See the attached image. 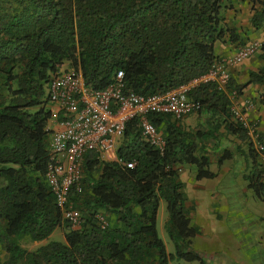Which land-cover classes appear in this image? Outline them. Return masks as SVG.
Masks as SVG:
<instances>
[{
    "label": "trees",
    "instance_id": "trees-1",
    "mask_svg": "<svg viewBox=\"0 0 264 264\" xmlns=\"http://www.w3.org/2000/svg\"><path fill=\"white\" fill-rule=\"evenodd\" d=\"M242 1L0 0V245L7 253L0 264H169L174 258L206 264L192 247L199 228L186 208L180 169L195 165L196 179L213 178L202 141L217 138L222 127L246 141L249 170L243 178L264 200V162L233 119L229 98L251 83L264 87V66L251 70L244 83L229 80L225 89L209 83L190 90L198 112L207 115V129H186L171 115L150 113L162 131L161 149L144 138L133 117L117 140V160L103 161L88 150L69 194L80 213L77 228L63 218L46 179L48 86L65 62L93 89L105 88L117 71L123 72L125 89L142 95L187 83L219 59L217 41H239L225 21L226 12ZM249 4L248 27L259 29L264 0ZM232 156L222 149L217 166ZM161 199L173 253L157 232ZM103 212L109 215L105 226L98 218ZM58 227L64 229L63 241L49 240L33 250L15 239L46 240Z\"/></svg>",
    "mask_w": 264,
    "mask_h": 264
},
{
    "label": "built area",
    "instance_id": "built-area-1",
    "mask_svg": "<svg viewBox=\"0 0 264 264\" xmlns=\"http://www.w3.org/2000/svg\"><path fill=\"white\" fill-rule=\"evenodd\" d=\"M263 46L264 37L260 41H247L233 54L214 61L199 77L147 95L125 89L122 71H117L112 82L103 89L87 87L81 74L73 69L54 74L49 82L48 97L59 106L61 117L58 128L51 132L46 179L63 218L73 228L79 227L80 215L69 200V194L81 177V163L88 150L96 151L98 156L115 150L126 123L133 117L139 118L144 138L161 149L162 134L148 114H168L181 120L197 112L199 104L189 97L190 90L209 83L225 89L230 80L229 68L255 55ZM231 111L233 119L243 125L248 135H258L256 124L248 120L240 106L231 107ZM98 218L101 226H105L104 217Z\"/></svg>",
    "mask_w": 264,
    "mask_h": 264
},
{
    "label": "crops",
    "instance_id": "crops-1",
    "mask_svg": "<svg viewBox=\"0 0 264 264\" xmlns=\"http://www.w3.org/2000/svg\"><path fill=\"white\" fill-rule=\"evenodd\" d=\"M245 5L246 6L250 5L249 0L245 2ZM240 9L241 8H239V10ZM238 13L239 11H237V13L229 15L226 18L225 22L230 27H237V29L239 30V41L231 42L227 37L225 38V41H217L214 47H215V52L219 56V58L233 54L236 51L237 47L243 44L244 42L260 41L264 37V25L259 29L248 27V19L251 14V9H250V14L246 16L245 22L240 21L239 17L237 16ZM243 25L247 27L244 32H242L240 28ZM263 66H264V50H260L250 58L243 60L241 63L231 66L229 68L230 78L232 76L233 78H235L237 83H244L248 80V74L251 70H258ZM237 98L239 99L238 100L239 106L242 108V110L243 109L246 110L245 114L246 116L248 115V120L256 121L258 123L259 129L261 131V137L264 138V87L258 83H251L247 85L245 89H243V93L241 95H238ZM53 104L54 105L51 106L52 115L47 123V129L50 130L51 132L58 128L59 120L61 117V114L59 113V106L55 103ZM199 114L202 115L204 113L202 112ZM196 118L197 115H195V112H193L188 116L184 117L183 119L179 120V124H181L186 129H191L197 123ZM207 128H209V126H207L206 129ZM220 129L217 131L218 137L215 138L216 139L215 146H211L210 144L206 145L204 146V150L207 151L208 154L215 153L219 155L222 149L228 148L232 151L233 156L231 159L223 161L221 165L214 166V169H212V167H209V169L211 168L210 170L215 173V176L213 178L196 179L195 178L196 171L195 173L192 174L190 170L191 166H195V165H188L186 167L183 166L180 169L179 178L184 183V191L186 194V208L188 210L191 220H196L201 225L198 234L203 232L211 233L212 242L209 243L208 240H205V245L208 243V246L206 247L208 253L207 252L204 253L206 256L205 259L208 260L206 264H226L225 259H222L226 257L223 256L233 255L232 251L234 249L239 250L236 253V255L240 254L241 252L245 253L246 258L250 259L251 264H264V237L262 232H261L262 236L259 233L257 236L254 235L256 238H258L257 241L255 239L254 241L249 243L239 241L233 236H231V238L233 237L232 240H227L229 239L227 233H219L218 235H213L214 232L216 231L214 227L215 224L214 219H216L217 214L222 215V213L217 210H212L211 209L212 207L210 206H209L210 211H207L205 209L204 210L198 209L199 210L198 211L196 208L197 205L200 204L204 205L209 202H211V204L213 205L230 203L229 205L233 207L235 203L232 200V195H233V183L235 182V179L238 178V180L240 181L241 180L245 181L247 187V181L243 178L244 174H241L240 177L237 173V169H235V167H240L241 170L242 169L244 170V167L247 165V163L245 162V158L247 159L246 153L245 152L243 153V151H240L239 148L235 146V150L243 154L245 158L242 156L243 157L242 160L244 161L235 160L236 162H233V159L237 158V154L235 150L231 147H227V145L223 143L226 134L227 135H232V134H228L226 131H224L223 128H222L223 130ZM222 131H224V134H222ZM232 136L236 137L234 135ZM117 144L118 142L116 143V145ZM99 157L103 161H115L117 160L116 149L112 151H105ZM211 161L212 159L210 158V162ZM210 164H212V162ZM183 177L187 178V180L190 182L188 183V181H186ZM247 189L249 188L247 187ZM161 200L159 202L157 216H156L157 231H158L159 221H160V225H163L164 229L167 221V218L165 219V221H163L162 219L163 217L159 219ZM227 215L228 213H226V216ZM261 228H264V225H261ZM225 239L226 241H224ZM248 250H251V252H248ZM196 251L200 253V249H196ZM236 261H242V260L240 259ZM233 264L236 263L233 262ZM241 264H246V263L242 261Z\"/></svg>",
    "mask_w": 264,
    "mask_h": 264
},
{
    "label": "rangeland",
    "instance_id": "rangeland-1",
    "mask_svg": "<svg viewBox=\"0 0 264 264\" xmlns=\"http://www.w3.org/2000/svg\"><path fill=\"white\" fill-rule=\"evenodd\" d=\"M246 1L247 0H243L240 3H235L234 9H232V10L230 9L226 12V18L229 15L237 13V11H239L237 16L239 17L241 22H245L246 16L248 14H250V5L246 6L245 5ZM239 8H241V9L239 10ZM240 28H241V31L244 32L247 27L243 25ZM234 30L236 31V33L237 32L239 33V30L237 29V27H234ZM223 41H225V40H223ZM69 68H70L69 63L65 62V63H63L61 70H67ZM230 80H233L234 82H236L235 78H233L232 76H231ZM237 96L238 95L237 94L234 95L233 92H231V94H229L231 107L239 106V104H238L239 99L237 98ZM48 105H49V107H51L54 104L49 102ZM245 112H246V110L243 109V113H245ZM59 113H60V111H59ZM195 115H197V118H196L197 123L194 127L191 128V130H204V129H206V127L209 126L208 125L209 121L207 120V116H205L204 114L200 115L198 111L195 112ZM247 118H248V115H247ZM215 120H217V119H215ZM252 122L254 124H256L258 135L257 136L248 135V138H249V140H251L253 142V144H254L253 147L255 149H257V151L259 152L258 159L261 162H264V138L259 140V136H261V131L259 129L258 123L256 121H252ZM159 131L162 134V131L161 130H159ZM222 134H224V131H222ZM121 140H122V135L119 137L118 141L121 142ZM215 140H216L215 138H209L207 140L202 141V144H203V146H206L209 144L211 146H215V144H216ZM223 143L226 144L227 147H231L234 150H235V146H237V148H239L240 151H243V153L244 152L246 153L247 143L244 140H240V139H237L236 137H233L232 135L226 134L225 140L223 141ZM235 152L237 154V158H234L233 162H236L237 160L244 161L242 159H243V157L245 158V156L237 150H235ZM209 156L212 159V161H211L212 164H210L209 167H212V169H214V166L217 165L215 160H216V157L218 156V154L212 153V154H209ZM245 162L247 163V165L244 167V170L243 169L241 170L240 167H235V169H237V173L240 177H241V174H245L249 170L248 159L245 158ZM186 166H188V165H184V167H186ZM238 168H239V170H238ZM190 170H191L192 174L195 173V171H196L195 166H191ZM184 179L186 181H188L187 178H184ZM189 182L190 181H188V183ZM232 200L235 203L233 207H231L229 205L230 203L229 204H219V205L215 204V205H213V204H211V202L206 203L204 205L200 204V205L196 206L197 210L198 209H201V210L205 209L207 211H210V207H212L211 208L212 210H217V211H220L222 213V215L217 214L216 219H214V221H215L214 227H215L216 231L214 232L213 235H218L219 233H227L229 236V239H227V240H232V238L235 237L237 240L245 242V243L252 242L255 239L257 241L258 238H256L254 235L257 236L258 233L261 235V232H262L263 237H264V228H261V225H264V200L258 199L254 195L253 191H251L250 189H247L245 181H243V180L240 181V180H238V178L235 179V182L233 183ZM75 210L79 213L78 209H75ZM226 213H228L227 216H226ZM79 215H80V213H79ZM102 215L104 216V218L107 221L109 220L108 213L103 212ZM161 218L163 219V221H165V219L167 218V210H166L165 200H161L159 219H161ZM191 223L196 225L198 228L201 227V225L196 220H191ZM211 229H214V228H211ZM157 232H158L159 237L163 240L167 252L173 253L174 252L173 241L168 236L166 229L163 228V225H160V221H159ZM209 232H211V231H209ZM253 233H255V234H253ZM63 234H64V229L62 227H58L51 233L49 238L46 240L33 241L27 235H24L21 237H15V239L17 240V242L22 247H24L28 250H33V249L37 248L38 246L47 243L49 240L63 241L64 240ZM231 236H233V237L231 238ZM205 240H208L209 243L212 242L211 233H204L203 232V233L198 234L193 239L192 247L194 250L200 249V254L204 257L205 262H208V260L205 259L206 256L204 254L205 252L208 253V250L206 248L208 246V243L205 245ZM224 241H226V239ZM238 251H239L238 249L237 250L234 249L232 251L233 255L223 256L226 258H222V259H225L226 264H233V262H235L236 264H241L242 261L245 262L246 264H251L250 259L246 258L245 253L241 252L240 254L236 255V253ZM248 252H251V250H248ZM234 256H235V258H234ZM6 257H7V253L4 250V248L0 245V260H4ZM235 259L236 260L241 259L242 261H236ZM169 264H200V262L196 261V260L185 261V260H179V259L174 258V259L169 261Z\"/></svg>",
    "mask_w": 264,
    "mask_h": 264
}]
</instances>
